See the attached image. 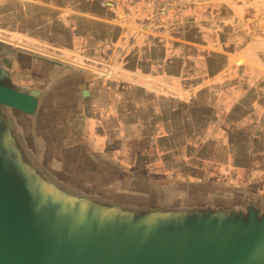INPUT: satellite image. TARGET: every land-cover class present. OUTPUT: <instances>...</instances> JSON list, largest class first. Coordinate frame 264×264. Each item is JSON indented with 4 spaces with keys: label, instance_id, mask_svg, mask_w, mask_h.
<instances>
[{
    "label": "crops",
    "instance_id": "obj_1",
    "mask_svg": "<svg viewBox=\"0 0 264 264\" xmlns=\"http://www.w3.org/2000/svg\"><path fill=\"white\" fill-rule=\"evenodd\" d=\"M137 1L0 0V32L7 35L0 41L16 50H54L74 65H87L88 75L89 68L118 70L114 79H97V88L82 86V106L77 111L80 114H75L82 136L102 148L104 162L135 163L132 171L146 176L142 168L149 170L152 165L154 147L171 142V152L178 146L185 150L178 161L171 153V166H165L172 172H182L179 176L183 177L230 180L232 189L250 195L248 206L254 204L264 210V37L250 33L238 45L230 46V51L206 52V65L218 57L220 66L238 70V83H243L245 73L249 81L243 84L246 88L234 91L233 83L231 91L219 85V90L206 86L196 89L199 83L201 86L217 81V75L210 71L205 79L192 74L171 75V60L159 56V38L154 36L161 28L158 17L144 15ZM205 2L213 7L225 0ZM217 28L224 34L222 26ZM0 64L17 86L42 91L43 108L51 97L69 96L67 86L60 89L53 73L44 74L56 68L50 59L19 50L1 57ZM28 75L40 84L28 82ZM175 77L179 79L176 86ZM86 88L90 96L83 95ZM226 92L234 100H227ZM197 98L200 100L195 104ZM43 131L52 134L43 145H63L53 138L51 128ZM208 147L214 148L208 152ZM148 149L152 150L146 155ZM51 155L53 161L59 162L88 161V156L93 161L101 160L96 153L82 154L77 159L66 157L67 153ZM152 166L149 171L153 174L156 168ZM177 174L171 173V177Z\"/></svg>",
    "mask_w": 264,
    "mask_h": 264
},
{
    "label": "water",
    "instance_id": "obj_2",
    "mask_svg": "<svg viewBox=\"0 0 264 264\" xmlns=\"http://www.w3.org/2000/svg\"><path fill=\"white\" fill-rule=\"evenodd\" d=\"M19 50L0 41V58ZM42 101L0 64V264H264L257 205L156 214L100 193L81 201L51 146L32 139Z\"/></svg>",
    "mask_w": 264,
    "mask_h": 264
},
{
    "label": "rangeland",
    "instance_id": "obj_3",
    "mask_svg": "<svg viewBox=\"0 0 264 264\" xmlns=\"http://www.w3.org/2000/svg\"><path fill=\"white\" fill-rule=\"evenodd\" d=\"M135 4L144 15L158 17L161 28L159 35L154 36L159 38L157 44L160 49L159 56L171 60V75L189 77V74H192L199 79L209 76V71L217 75V81L213 80L205 83L206 85L201 84V86L198 82L196 89H203L206 86L210 90H219V87L223 86L228 91H231L233 87L234 91H238V88L241 91L246 88L243 87V84H249L248 78L243 72L245 69L247 71V67L242 70L244 73V77H241L244 78L243 83H238L235 79L239 75L238 70H232L228 65L220 66L218 61L221 60H218V57L216 60L208 61L207 66L206 52L217 54L221 53L222 49L230 51V46L238 45V41L246 38L250 33L260 38L264 37V0H225L221 5L213 7H209L205 0H138ZM218 26L223 27L224 34L220 33ZM4 35L6 34L0 32V37ZM216 47L220 49L214 50ZM33 52L55 63L54 72L47 73L45 71L44 74L51 75L53 73L54 81L58 79L57 85L60 89L67 86L69 96L59 99L51 97L44 104V108L41 106L42 108L35 116L34 121V126L41 130L33 133L32 139L37 140L38 144H44L42 143L44 140L50 141L52 134L43 131V129L51 128L53 138L59 140L63 145H51L48 148L50 154L54 152L57 155L67 153L66 157L77 159L83 157L82 154L96 153L101 159L93 161L88 156L90 158L88 161L60 162L61 168L63 167L68 175V180L78 183L79 186H74V191L80 195L81 201L86 202L94 197L95 193H100L106 197L117 199L116 202L119 206H124V208H139L140 210L150 207L149 212L156 214L159 213L160 208L166 205L170 206L169 208L172 210L180 211L201 208L207 210L223 208L232 211V209L240 210L248 205L247 198L250 195L239 189H232L230 180L217 179L213 176L183 177L179 176L182 172H172L171 168L168 169L165 165L171 166V153L174 154L172 157L178 161L182 159L185 152L182 146L172 148L173 152H171V142L152 148V153V149L145 150L146 155L151 153L150 159L153 160L151 164H155L156 170L153 174L149 171L154 168L152 165L149 170L142 168L146 175L142 176L141 171H132L135 163L104 162V156L100 154L103 152L102 148L91 145L88 141L92 140L82 136L81 124L77 120L79 117L75 114H80L77 111L81 110L82 106V86H90L91 89L97 88L99 83L97 79L101 77L107 80L114 79L118 70L107 72L89 68L91 74L88 75L85 72L88 71L87 65H74L75 62L65 60L62 54H58L54 50L39 49ZM29 77L28 75V82L40 84L39 80L31 81ZM178 84L179 79L175 77L174 86ZM225 94L228 97L227 100H234L231 93L227 94L226 92ZM90 95L91 93H89ZM196 100L195 104H198L200 99ZM82 120H85L84 115H82ZM29 129L28 125L27 131ZM213 148L208 147L207 151L209 152ZM119 164L126 168H119L117 166ZM52 169L53 172L58 171ZM171 173L178 174L171 177Z\"/></svg>",
    "mask_w": 264,
    "mask_h": 264
}]
</instances>
